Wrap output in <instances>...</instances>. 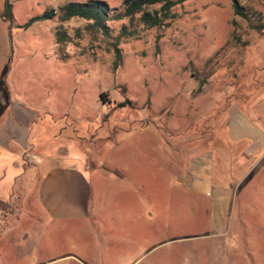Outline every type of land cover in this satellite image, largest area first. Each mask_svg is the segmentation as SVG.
<instances>
[{"label":"rangeland","instance_id":"obj_1","mask_svg":"<svg viewBox=\"0 0 264 264\" xmlns=\"http://www.w3.org/2000/svg\"><path fill=\"white\" fill-rule=\"evenodd\" d=\"M85 1L0 0V115L11 104L36 113L27 177L35 155L72 149L85 161L73 167L90 181L92 206L83 220L52 221L36 205V181L0 182V264H264V149L224 175L213 169L225 194L213 209L169 179L183 155L218 140L231 105L249 110L264 95V29L234 17L232 0H173L168 26H137L117 53L86 35L63 41L61 30L82 20L22 27ZM97 1L110 12L122 3ZM235 1L264 26V0ZM107 25L114 37L127 21ZM104 168L118 177L89 172Z\"/></svg>","mask_w":264,"mask_h":264},{"label":"crops","instance_id":"obj_2","mask_svg":"<svg viewBox=\"0 0 264 264\" xmlns=\"http://www.w3.org/2000/svg\"><path fill=\"white\" fill-rule=\"evenodd\" d=\"M0 116V182L3 188L9 182L14 183L20 176L27 177L28 165L22 163V155L25 152L33 155L32 150L36 151L39 146L37 141H33L37 140L34 135L29 144L30 126L36 120V113L24 106L11 104L6 114ZM226 116L224 131L218 140H214L207 148L183 155L175 173L171 174L169 170L171 184L176 190L183 192V198L188 191L194 196L209 199L212 209L216 204H225L224 192L213 186V169L224 175L225 171L239 166L259 148L264 149V95L254 101L249 110L231 105ZM71 152L73 153L72 149L69 151L61 148L45 153V156L35 155V162L30 165L34 169L30 177H27L28 185L36 181L33 191L36 205L52 221L83 220L92 210L89 202L90 181L79 169L73 167L77 164L85 167V161ZM7 153H10V157H7ZM164 164L170 169L166 161ZM6 166L11 169L7 176ZM98 171L100 172L95 173L93 169L89 170L92 175L106 176L110 171L117 178L119 174L115 169L104 168ZM220 175L219 178L222 179ZM214 219L210 221V229H222Z\"/></svg>","mask_w":264,"mask_h":264},{"label":"trees","instance_id":"obj_3","mask_svg":"<svg viewBox=\"0 0 264 264\" xmlns=\"http://www.w3.org/2000/svg\"><path fill=\"white\" fill-rule=\"evenodd\" d=\"M176 1L173 0H122L118 11L110 12L105 3L101 1L87 0L85 2H68L58 7L57 11H44L34 19H30L22 25L27 28L34 21H45L56 16L59 24L71 20H82L84 25L76 27L68 34L65 29L61 30L63 41H79L83 35L89 37L91 43H106L112 46L113 42L117 53L116 45L120 39L135 37L141 29L166 27L176 18L173 12ZM8 16V12L4 13ZM232 14L234 17L244 21L251 30L261 32L264 26L259 13L250 12L243 6L232 0ZM252 17V19H251ZM126 20L127 26L121 25L117 35H110L111 29L108 22H120Z\"/></svg>","mask_w":264,"mask_h":264}]
</instances>
